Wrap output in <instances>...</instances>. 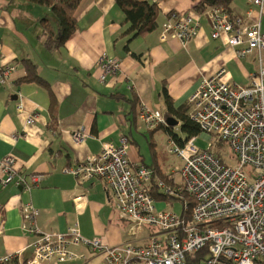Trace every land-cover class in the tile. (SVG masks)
<instances>
[{"label": "crops", "instance_id": "1", "mask_svg": "<svg viewBox=\"0 0 264 264\" xmlns=\"http://www.w3.org/2000/svg\"><path fill=\"white\" fill-rule=\"evenodd\" d=\"M195 5L194 0H158V28L130 40L122 36L127 25L113 0H81L73 14L74 33L63 46L46 50L42 20L53 23L51 10L28 0H0V65L14 68L8 82L0 83V159L12 156L15 172L26 182L30 175L41 176L37 186L24 192L13 182L2 186L0 172V256L22 251L25 261L32 255L35 236L22 229L25 203L37 209L36 226L45 233L63 234L77 224L84 239L96 238L105 246L147 242V231L133 235L131 225L119 217L101 179L80 182L63 169L125 136L136 148L135 154H128L132 163L169 175L175 162L168 149L175 143L164 131V146L158 147L159 138L154 137L158 127L147 129L139 122L140 106L162 114L169 107L188 111L192 94L220 69L225 70L224 81L249 85L259 67L257 55L240 58L237 51L242 46L232 49L224 37L212 39L211 25L193 10ZM259 11L251 0H233L228 14L246 24L259 19L264 30V6L261 15ZM173 13L190 14L198 23L196 36L185 44L172 36L164 42L159 39L162 25ZM103 56L118 59L120 70L100 83L96 64ZM26 60L37 67L44 86L21 82L27 75ZM32 114L36 119L27 125ZM82 129L88 137L75 143L72 134ZM13 135L18 138L13 140ZM140 135L148 144L145 154L140 152ZM152 193L159 197L156 189ZM168 202L155 198L156 210H169ZM70 250L85 257L43 264L102 261L101 254L91 253L85 245Z\"/></svg>", "mask_w": 264, "mask_h": 264}, {"label": "built area", "instance_id": "2", "mask_svg": "<svg viewBox=\"0 0 264 264\" xmlns=\"http://www.w3.org/2000/svg\"><path fill=\"white\" fill-rule=\"evenodd\" d=\"M158 6V0H153ZM201 0H194L198 4ZM262 14L264 0H251ZM204 15L211 25V38L224 37L228 47L237 51L240 58L255 53L259 67L250 76V83L224 81L225 70L202 81L188 103V114L202 135H214L215 143H225L236 156V165L221 163L219 156L208 145L200 150L196 137L187 140L182 147L172 144L168 152L177 156L182 167L180 182L173 175L168 184L158 181L152 184L153 171L142 164L129 160L127 137L116 144L104 143L100 153L89 155L72 168L63 169L75 180L84 182L101 179L113 199L119 217L137 232L147 231L146 243H125L118 246L102 245L99 239H84L78 225L66 233H45L36 226L37 209L31 203L22 206V229L35 236L31 245L32 255L23 260L22 251L0 256V264H43L46 261L68 262L83 259L70 250L71 246L85 245L91 253L102 255L100 264H185V257L202 249L208 250L203 264H264V30L257 19L244 23L241 18L232 20L221 6L206 9ZM198 23L190 14H171L161 28L159 39L169 36L182 44L196 36ZM96 67L100 70L99 82L107 76H115L120 62L115 58L100 57ZM13 67L0 65V83L8 82ZM22 107H17L21 111ZM32 114L26 121L34 123ZM138 119L147 129L168 126L164 115L141 105ZM179 127V126H176ZM177 128H174V130ZM85 130L73 132L75 143L84 142ZM18 136L13 135V140ZM207 139V140H208ZM14 159L8 155L0 159L1 185L14 183L24 192L37 186L39 175H30L29 182L18 176L13 167ZM250 168V175L244 168ZM154 186V187H152ZM158 194L168 197L187 195L192 205L183 203L184 217L170 210H156Z\"/></svg>", "mask_w": 264, "mask_h": 264}, {"label": "trees", "instance_id": "3", "mask_svg": "<svg viewBox=\"0 0 264 264\" xmlns=\"http://www.w3.org/2000/svg\"><path fill=\"white\" fill-rule=\"evenodd\" d=\"M37 5L49 8L54 15V19L51 23L48 20H42L44 37L43 47L46 50H55L69 39L76 29L75 20L73 14L77 9L81 0H28ZM115 6L121 11L124 17V24L127 25L123 31L122 36H130V40L135 38H144L153 33L158 28L159 9L157 4L153 0H113ZM233 0H201L196 4L193 10L197 13H203L206 9L221 6L229 12V6ZM25 67L27 75L21 81L25 83H37L39 85H45L46 83L38 76L37 67L30 61H25ZM165 119H171L174 121V125L159 126L157 129H163L168 135L169 139L175 143L176 146L182 147L183 144L191 139L197 137L201 131L199 127L191 121L187 109L173 110L171 107L164 112ZM180 123V131L186 135L185 140L178 138L174 134V128ZM128 139V138H127ZM129 140V139H128ZM130 143V140H129ZM219 144V143H218ZM153 171V182L163 181L168 184V175H164L157 167H148ZM153 196V193L151 192ZM154 197V196H153ZM158 199L165 201L180 200V197H168L159 194ZM192 205L190 200L189 206ZM184 217L190 215V209H187L182 213ZM208 257V250L202 249L198 252L189 254L185 257V264H203Z\"/></svg>", "mask_w": 264, "mask_h": 264}, {"label": "rangeland", "instance_id": "4", "mask_svg": "<svg viewBox=\"0 0 264 264\" xmlns=\"http://www.w3.org/2000/svg\"><path fill=\"white\" fill-rule=\"evenodd\" d=\"M177 129L174 130V134H176L178 136L179 139L181 140H185L186 139V135L183 134L180 131L179 127H176ZM148 136V135H147ZM149 137V136H148ZM154 137H158V147L162 148L164 146L165 140H166V136L164 133L163 129H158L154 132ZM139 145L141 146V153H146V148L148 147L147 141L145 140V138L140 135V138L138 139ZM211 145L210 150L217 154L221 160V163L224 165H229V166H235L236 165V156L228 149V147L226 146L225 143H215V137L214 135L210 136V139L206 140L204 137H202V133H200L195 140V145L196 147H198L200 150H205L208 148V145ZM135 146L132 145L131 143H129L128 145V154H135L136 150H135ZM174 170H172V172L174 171L173 175L177 181V183L180 182V169L182 167V163L180 161V159L174 155ZM244 172L247 175H250V168L249 167H245ZM153 196L158 199V196H156L155 194H153ZM190 202V198L187 195H182L180 200H169V204H168V209L170 211H173L176 214H181L183 213V208L182 206L184 205L183 203H188Z\"/></svg>", "mask_w": 264, "mask_h": 264}, {"label": "water", "instance_id": "5", "mask_svg": "<svg viewBox=\"0 0 264 264\" xmlns=\"http://www.w3.org/2000/svg\"><path fill=\"white\" fill-rule=\"evenodd\" d=\"M166 121H167V123H168L169 125H174V124H175L174 121L171 120V119H167ZM202 137H204L206 140L208 139V136L202 135Z\"/></svg>", "mask_w": 264, "mask_h": 264}]
</instances>
